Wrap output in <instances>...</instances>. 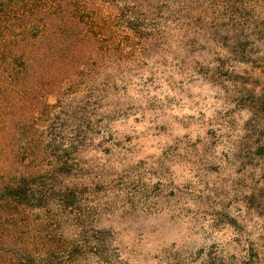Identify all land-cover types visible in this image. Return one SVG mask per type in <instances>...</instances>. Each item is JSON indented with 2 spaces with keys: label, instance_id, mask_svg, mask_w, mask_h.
<instances>
[{
  "label": "rangeland",
  "instance_id": "obj_1",
  "mask_svg": "<svg viewBox=\"0 0 264 264\" xmlns=\"http://www.w3.org/2000/svg\"><path fill=\"white\" fill-rule=\"evenodd\" d=\"M91 1L114 38L129 34L123 3ZM161 6L155 19L133 6L137 47L100 73L103 113L82 119L71 157L92 189L78 217L92 246L126 253L74 264H204L215 249L264 264V0Z\"/></svg>",
  "mask_w": 264,
  "mask_h": 264
},
{
  "label": "trees",
  "instance_id": "obj_2",
  "mask_svg": "<svg viewBox=\"0 0 264 264\" xmlns=\"http://www.w3.org/2000/svg\"><path fill=\"white\" fill-rule=\"evenodd\" d=\"M163 2L173 0H100L129 10H119L129 34L118 41L91 0H0V264L124 257V247L99 237L92 246L99 234L78 220L92 189L71 157L83 151L74 139L82 119L101 112L109 93L100 73L137 47L133 6L155 19ZM78 98L97 110L76 106ZM206 256L204 264H227L216 249Z\"/></svg>",
  "mask_w": 264,
  "mask_h": 264
}]
</instances>
